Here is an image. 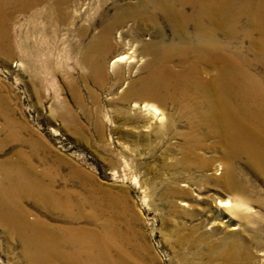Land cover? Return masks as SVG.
I'll list each match as a JSON object with an SVG mask.
<instances>
[{"label":"rangeland","instance_id":"1","mask_svg":"<svg viewBox=\"0 0 264 264\" xmlns=\"http://www.w3.org/2000/svg\"><path fill=\"white\" fill-rule=\"evenodd\" d=\"M6 1L0 0V20L9 25L13 54L0 47V180L5 163H21L31 168L30 181L81 202L71 210L81 217L74 221L28 198L24 206L32 218L94 230L107 240L118 264H264V178L246 160L236 163L257 211L245 225L247 220L220 207L221 200L237 193L217 180V153L190 147L181 109L171 101H156L164 124L149 126L152 115L135 107L145 101L124 99L131 81L147 74L151 59L140 46L136 61L112 65L129 53L126 40L134 38L127 34L133 22H120L119 10L138 0H70L62 5L64 17L54 0L30 9L17 7L19 0ZM231 1L218 28L233 24L231 31L237 33L234 38L223 31L217 35L233 48L228 53L240 59L242 95L251 98L256 94L251 82H264V52L253 47L259 37L264 45V34H250L249 18L239 21L231 14L244 9L243 0ZM109 24H116L114 44L100 75L92 61L84 60L98 54L99 46L89 48ZM163 24L172 36L165 18ZM145 27L134 34L158 38L152 22ZM186 148L192 152L188 158ZM0 264H34L24 242L1 220Z\"/></svg>","mask_w":264,"mask_h":264},{"label":"bare ground","instance_id":"2","mask_svg":"<svg viewBox=\"0 0 264 264\" xmlns=\"http://www.w3.org/2000/svg\"><path fill=\"white\" fill-rule=\"evenodd\" d=\"M47 1L19 0L17 7L30 9ZM69 1L52 2L61 17H64L62 5ZM7 2L10 0L5 3ZM232 3L231 0L131 2L119 10L118 19L120 22H133L127 34L134 38L126 40L129 53L117 56L112 65L115 67L123 62L136 61L140 46L143 53L151 55L146 64L147 74L131 81L124 99L137 98L145 101L142 105L136 102L135 107L141 106L147 114L152 115L149 126L154 123L158 126L164 124L165 117L161 116L163 112L156 101H171L181 109L188 125L190 147L217 153L216 156H220L221 160L216 169L221 177L214 178L237 193L233 199L221 200L220 207L233 218L234 215L241 216L247 220L245 225H248L257 211L252 206L247 185L237 176L236 163L246 160L250 169L258 177L264 178V82L251 80L250 87L256 94L251 98L244 97L243 86L238 79L245 76L242 63L239 58L228 53L233 48L221 41L217 35L219 31H223L234 38L232 36L237 33L236 29L231 31L233 24L227 23V30L224 27L218 28L225 11L223 8L230 7ZM4 6L5 4L1 5L2 11ZM241 6L244 9L231 13L235 14L233 17L240 21L247 16L251 23L249 33H257L262 37L264 0H243ZM187 7L192 10L189 11ZM3 13L6 16V12ZM163 18L173 29L172 36L163 28ZM148 22H152L158 29V38L143 40L134 34L145 30ZM115 25L104 27L99 37L92 42L89 49L100 47L95 58L92 59L89 54L85 57L84 53V63L92 61L94 69L100 75H104L106 71L105 55L114 44ZM215 27L217 29L214 30ZM0 32V47L9 49L13 54L11 31L5 20H0ZM119 37L121 39L122 34ZM253 47H257L258 52H264L260 37ZM199 49L207 53H200ZM231 74L233 78H230ZM190 150L186 148L187 158L192 153ZM2 169L5 177L0 180V220L13 235L24 242L27 256L34 264H118L109 254L107 240L99 233L91 229L52 226L43 218H32L28 208L24 206L25 199L33 198L50 213L57 210L65 217L77 221L81 217L79 214L73 215L71 210L80 206L81 202L55 196L49 193L47 186L35 179L30 181L31 168L26 169L21 163H5ZM236 243L235 240L231 244Z\"/></svg>","mask_w":264,"mask_h":264}]
</instances>
